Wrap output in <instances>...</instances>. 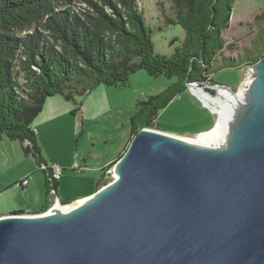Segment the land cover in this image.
<instances>
[{
  "label": "water",
  "instance_id": "water-1",
  "mask_svg": "<svg viewBox=\"0 0 264 264\" xmlns=\"http://www.w3.org/2000/svg\"><path fill=\"white\" fill-rule=\"evenodd\" d=\"M243 73L225 142L139 130L91 195L0 216V264H264V55Z\"/></svg>",
  "mask_w": 264,
  "mask_h": 264
},
{
  "label": "trees",
  "instance_id": "trees-1",
  "mask_svg": "<svg viewBox=\"0 0 264 264\" xmlns=\"http://www.w3.org/2000/svg\"><path fill=\"white\" fill-rule=\"evenodd\" d=\"M173 3L176 15L165 23L180 26L185 37L181 47L163 57L154 53L152 30L139 0H0V140L19 143L24 156L41 171L45 197L41 212L50 206V191L57 197L59 184L51 178L31 129L46 99L60 96L78 105L75 114L81 106L76 98L101 85L126 87L138 71L173 80L138 102L129 118L132 137L141 129H153L158 113L188 84L209 81L208 70L226 46L221 32L233 0ZM21 31L27 32L19 35ZM263 55L249 58L246 65ZM72 201L60 199L63 205Z\"/></svg>",
  "mask_w": 264,
  "mask_h": 264
},
{
  "label": "rangeland",
  "instance_id": "rangeland-1",
  "mask_svg": "<svg viewBox=\"0 0 264 264\" xmlns=\"http://www.w3.org/2000/svg\"><path fill=\"white\" fill-rule=\"evenodd\" d=\"M139 1L145 23L152 30L154 53L163 57L171 56L175 48L183 45L185 37L180 26H168L165 23L166 18L176 15L173 0ZM263 13L264 0H233L227 27L221 32L226 46L208 70L209 81L197 85L198 88L211 96H216L215 90L210 88L213 85L237 90L245 79L243 72L248 59L264 54ZM25 32L21 31L19 35ZM172 81L164 76L151 78L145 72L138 71L130 76L126 87L101 85L82 99L76 98L81 106L75 114L72 111L78 105L60 96L48 100L57 102L59 108L51 111L54 113L50 115V112H44V105L42 112L32 122L31 129L34 130L43 158L49 166L61 170V188L57 198L76 200L91 195L111 181L107 172L130 143L129 118L137 111L138 102L161 92ZM250 81L236 92L246 90ZM192 89L187 88L158 113L153 130L192 137L214 127L215 114L203 105ZM37 122L42 124L39 135L36 134ZM217 142L218 138H215L197 144L216 146ZM109 164L110 167L103 171ZM31 165L33 161L24 156L19 143L6 138L0 140V187L14 182L18 191L23 192L18 184L26 180L33 185L37 183L44 192L41 171ZM29 169H33L31 173ZM54 199H50V206Z\"/></svg>",
  "mask_w": 264,
  "mask_h": 264
},
{
  "label": "bare ground",
  "instance_id": "bare-ground-1",
  "mask_svg": "<svg viewBox=\"0 0 264 264\" xmlns=\"http://www.w3.org/2000/svg\"><path fill=\"white\" fill-rule=\"evenodd\" d=\"M251 84H252V80L249 82L247 89L244 91H238L232 94L229 91L222 90L219 91L218 95L216 96L209 95L208 93L204 92L201 88L193 87L192 89L193 93L200 98L203 105L207 109H209L210 112L215 114L216 121L214 127L211 130L197 136L195 139L191 140L185 138V140L192 142L193 144H197L218 138V142L215 144L216 146H219L222 143V141L225 142L226 137L229 134L227 121L229 118H231L234 107L240 102H242V104L244 103L245 101L244 99L246 98V95L248 93L249 88L251 87ZM76 207L78 206L75 207L67 206L64 208L56 207L55 209L59 211H70Z\"/></svg>",
  "mask_w": 264,
  "mask_h": 264
},
{
  "label": "crops",
  "instance_id": "crops-1",
  "mask_svg": "<svg viewBox=\"0 0 264 264\" xmlns=\"http://www.w3.org/2000/svg\"><path fill=\"white\" fill-rule=\"evenodd\" d=\"M53 98H55V97H51V98L46 99V101L44 103V105H46V106H44V112H47V113L50 112L49 113L50 115H53V113H54L51 111L59 108V104L57 102H55V103H53V101L48 102V100L53 99ZM37 126H38V131H36V134L39 135V131H40L39 129L41 128L42 124L37 122ZM27 158H29V157H27ZM44 161L47 165H49V163L45 159H44ZM33 165H31V166H33ZM32 170L33 169H29L28 172L31 173ZM36 170L39 171L38 168H36ZM30 175L31 174H29L28 176H30ZM19 184H18V187L20 190H23V192L18 191L17 187L14 186V182H8L7 186L0 187V216L9 215L13 212H18V211H21L23 214H26V215H31V214L41 212V209H42V207L44 205V201H45L44 192L42 191V189L37 185V183H34V185H33V184H30L28 182L27 185L24 187H21ZM59 184H58V188H57V194H58V192H60V188H61ZM27 186H29V188L24 190L25 187H27ZM41 186H43V179L41 182ZM43 190H44V188H43ZM77 199H79V198H77ZM49 203H50V199H49Z\"/></svg>",
  "mask_w": 264,
  "mask_h": 264
},
{
  "label": "built area",
  "instance_id": "built-area-1",
  "mask_svg": "<svg viewBox=\"0 0 264 264\" xmlns=\"http://www.w3.org/2000/svg\"><path fill=\"white\" fill-rule=\"evenodd\" d=\"M49 168L51 169V178L53 180H59L60 179V176H61V170L56 167V166H49ZM41 169H44L43 167ZM21 185L24 187L27 185V181L26 180H23L21 182ZM57 198L56 197V194L54 193V191H50V199L52 198Z\"/></svg>",
  "mask_w": 264,
  "mask_h": 264
}]
</instances>
